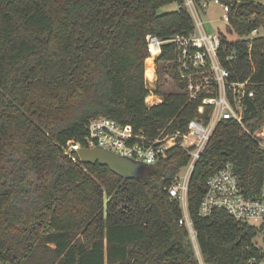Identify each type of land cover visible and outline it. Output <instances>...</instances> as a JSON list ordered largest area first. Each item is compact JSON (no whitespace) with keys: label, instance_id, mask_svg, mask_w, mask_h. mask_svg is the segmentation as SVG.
<instances>
[{"label":"trees","instance_id":"16d2710c","mask_svg":"<svg viewBox=\"0 0 264 264\" xmlns=\"http://www.w3.org/2000/svg\"><path fill=\"white\" fill-rule=\"evenodd\" d=\"M220 1L243 37L222 35L237 59L221 53V61L232 81L250 78L255 97L243 125L218 126L193 172L194 242L168 193L190 160L186 151L174 147L129 177L70 151L88 146L98 117L150 138L186 131L199 106L186 94L145 103L146 37L189 35L185 0H0V264H245L263 254L254 226L222 210L199 215L207 180L228 163L248 197L264 185V35L249 36L264 30V5ZM172 4L178 10L160 13ZM173 58L164 46L159 62Z\"/></svg>","mask_w":264,"mask_h":264},{"label":"built area","instance_id":"2783aa9c","mask_svg":"<svg viewBox=\"0 0 264 264\" xmlns=\"http://www.w3.org/2000/svg\"><path fill=\"white\" fill-rule=\"evenodd\" d=\"M213 3L222 9V20L229 24L230 6L220 0ZM185 6L194 22V29L189 35L164 40L155 35L146 37L148 56L145 60V83L149 94L145 103L149 108L162 104L163 94L157 92L161 81L168 86L174 85L169 93H184L190 103L199 104L196 117L188 121L186 131L169 133L165 129L158 137L150 138L135 133L130 125L123 126L113 119L98 117L89 124L88 146L83 148L78 144L70 151L103 149L149 167L156 165L174 147L186 151L190 160L168 193L180 202L183 211L180 225L188 228L195 242L188 208L191 177L218 126L227 119L243 125L247 100L254 99L255 91L250 89V78L245 82L232 81L230 71L223 65L221 53L227 55L228 61H234L237 59L236 51L228 54L220 32H207L200 11L205 13L209 2L202 0L197 4L195 0H185ZM251 34L256 36L258 30ZM166 45L172 47L174 58L162 62L164 66L160 70L158 63ZM72 160L75 161V158L72 157ZM217 210L263 230L264 185L257 198L248 197L233 166L228 163L207 180L199 215L210 217ZM245 264H264V253L249 258Z\"/></svg>","mask_w":264,"mask_h":264},{"label":"rangeland","instance_id":"374dc122","mask_svg":"<svg viewBox=\"0 0 264 264\" xmlns=\"http://www.w3.org/2000/svg\"><path fill=\"white\" fill-rule=\"evenodd\" d=\"M205 1L209 2V8L205 10V13L200 11V15H201V20L203 21L207 32L209 34L220 32L222 33V35L227 37L228 41H231V42L239 40L241 36L238 35L230 27L229 24H226L222 20L223 15H224L222 9L219 6L214 5L213 3L214 0H205ZM236 1H239V0H236ZM260 2L264 5V0H260ZM178 8L179 7L177 4H172V5L162 8L160 10V13L164 14V13L173 12V11L178 10ZM263 35H264V30L260 28L256 36H253V34L249 36H250V39H254V38H257ZM163 66L164 65L162 63H158V67L160 68V70H162ZM160 83L158 84V88H159V85H161L160 91L162 94L168 93L170 92V89L174 88V85L168 86L165 81H161ZM134 169L137 170L140 174L144 172L145 167L143 165H139L137 167H134ZM253 243L262 253H264V229L259 230V235L257 236V238L254 240Z\"/></svg>","mask_w":264,"mask_h":264},{"label":"water","instance_id":"95a60500","mask_svg":"<svg viewBox=\"0 0 264 264\" xmlns=\"http://www.w3.org/2000/svg\"><path fill=\"white\" fill-rule=\"evenodd\" d=\"M78 154L83 162L107 165L113 171L126 177L138 175L139 172L134 167L142 165L103 149H80Z\"/></svg>","mask_w":264,"mask_h":264},{"label":"bare ground","instance_id":"6f19581e","mask_svg":"<svg viewBox=\"0 0 264 264\" xmlns=\"http://www.w3.org/2000/svg\"><path fill=\"white\" fill-rule=\"evenodd\" d=\"M150 73H151V70H150Z\"/></svg>","mask_w":264,"mask_h":264}]
</instances>
